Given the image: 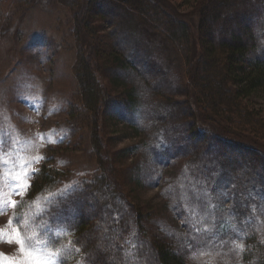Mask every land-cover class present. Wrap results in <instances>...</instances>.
<instances>
[{
  "label": "trees",
  "instance_id": "trees-1",
  "mask_svg": "<svg viewBox=\"0 0 264 264\" xmlns=\"http://www.w3.org/2000/svg\"><path fill=\"white\" fill-rule=\"evenodd\" d=\"M81 1L96 8L97 16L110 26V45H105L109 51L95 53L93 34L78 18L76 78L85 116H93L96 125L102 112L112 109L122 120L128 119L127 112L135 114L139 123L129 124L132 127H141L146 120L153 123L147 130V156L161 166L184 161L177 180H170L174 183L168 190L173 196L167 199L172 213L183 219L186 233L164 225L159 236L147 226L146 216L132 211L121 184L112 182L105 171L96 134L92 143L102 172L56 198L43 210L41 222L70 233V244L79 251L75 258L79 256L82 264H188L194 250L189 238L195 229L219 245L233 244L238 264H264V146L260 143L264 142V117L250 106L264 96V0H182L181 6L194 8L198 17L196 62L191 60L192 39L184 21L170 17L166 33L177 51L183 47L186 63L196 65L195 84L191 79L189 87L185 84V107L168 99L169 88L158 82L161 74L136 69L134 56H145L150 67L161 41H168L159 27L161 5L141 9L142 0ZM101 7L108 12L107 18ZM136 32L148 37L139 39ZM91 60L99 70L109 66L111 79L118 84L124 82L115 77L116 71L132 72L130 83L132 87L137 83L139 89L128 88L123 101L108 99ZM151 91L163 100L162 106L148 97ZM237 132L253 137L243 143L232 139ZM244 152L257 154L261 166L246 162ZM61 179L60 171L42 168L20 209L52 191Z\"/></svg>",
  "mask_w": 264,
  "mask_h": 264
},
{
  "label": "rangeland",
  "instance_id": "rangeland-1",
  "mask_svg": "<svg viewBox=\"0 0 264 264\" xmlns=\"http://www.w3.org/2000/svg\"><path fill=\"white\" fill-rule=\"evenodd\" d=\"M182 2L142 0L141 9L161 5V13L157 14L158 18L162 16L159 27L168 41H161L159 36L155 38L161 41L160 52L152 56L150 67L145 56L143 59L134 56V59L137 72L161 74L158 82L169 88L168 99L185 107V84L189 87L190 79L195 84L196 65L186 63L183 47L178 46L181 51H177L176 43L166 33L170 17L187 24L192 39L191 60L195 63L198 17L194 8L181 6ZM95 11L96 8L85 6L81 0H0V208L3 209L0 211V253L4 254L5 261L26 259L15 242L14 234L18 232L19 239L27 242L26 250L48 264H82L79 256L75 258L79 251L71 246L70 233L41 222L40 217L56 198L79 189L83 182L102 172L92 143L94 134L102 148L105 171L112 182L121 184L132 211L146 216L147 226L156 229L159 236H162L159 228L163 229L164 225H170L180 234L186 233L183 219L172 213L167 199L173 196L168 190L174 183L170 180H177L184 161L161 166L147 156L145 144L150 141L147 130L150 131L153 123L146 120L141 127H132L129 124L139 123L135 114L127 112L128 119L122 120L112 109L102 112L96 125L93 116H85L76 78L79 17L93 34L95 53L109 51L105 45L110 26ZM101 11L104 15L108 13L105 7ZM136 36L148 37L140 32ZM90 64L104 95L123 101L126 90L133 84L129 78L132 72L128 71L127 75L116 71L115 77L124 82L118 84L111 79L109 66L99 70L93 60ZM133 87L139 89L137 83ZM148 97L155 105L162 106L163 100L154 92L148 93ZM250 106L258 111L259 117H264V96L252 100ZM143 111L146 116L150 115L149 110ZM213 126L210 122L209 127ZM252 137L248 132H237L232 139L249 143ZM260 143L264 146V142ZM184 147L188 149L190 145L186 143ZM242 154L252 166H261L257 154ZM42 168L60 171L63 179L52 191L20 209V202L26 199ZM225 208L226 204L222 209ZM200 231L202 234L203 230ZM200 231L195 229V235L189 238L194 250L187 259L188 264H238V255L230 247L233 244L221 246L215 238L200 235Z\"/></svg>",
  "mask_w": 264,
  "mask_h": 264
},
{
  "label": "snow or ice",
  "instance_id": "snow-or-ice-1",
  "mask_svg": "<svg viewBox=\"0 0 264 264\" xmlns=\"http://www.w3.org/2000/svg\"><path fill=\"white\" fill-rule=\"evenodd\" d=\"M0 211H3L2 208H0ZM16 237L15 242L20 247V252L22 255L26 256V259L23 261H14V260H3V253H0V264H48L46 260H42L39 258V256L34 255V253L30 250H26L25 245H27L26 241H21L19 239V233L14 234ZM0 238H2V233H0ZM9 243H12L10 240ZM28 248H30V245H28Z\"/></svg>",
  "mask_w": 264,
  "mask_h": 264
}]
</instances>
